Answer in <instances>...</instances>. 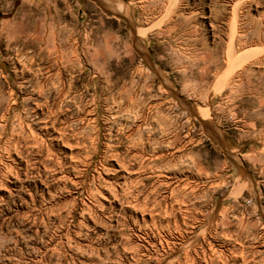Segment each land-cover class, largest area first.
I'll return each instance as SVG.
<instances>
[{"label":"rangeland","instance_id":"374dc122","mask_svg":"<svg viewBox=\"0 0 264 264\" xmlns=\"http://www.w3.org/2000/svg\"><path fill=\"white\" fill-rule=\"evenodd\" d=\"M117 1L0 0V264H264V0Z\"/></svg>","mask_w":264,"mask_h":264},{"label":"bare ground","instance_id":"6f19581e","mask_svg":"<svg viewBox=\"0 0 264 264\" xmlns=\"http://www.w3.org/2000/svg\"><path fill=\"white\" fill-rule=\"evenodd\" d=\"M117 3V4H116ZM114 4H116V6H117V10L119 11V13H123L124 12V10H123V8L121 7V8H119L118 7V1L117 0H115V3ZM172 2L170 3V7L172 6ZM126 9V8H125ZM115 10V9H114ZM147 31H149V30H146V29H139V33H140V35L141 36H145L146 35V33H147ZM255 52V51H254ZM251 54V53H250ZM246 53L245 52H243V53H241L240 55H234V53L232 52V54H230V56H229V64H228V68L229 69H232L233 70V68L238 64V61H243V59L246 57ZM251 56V55H250ZM245 61V60H244ZM243 61V62H244ZM232 72V71H231ZM226 77H227V74H224V75H222V76H220L219 77V83H223L225 80H226ZM224 84V83H223ZM206 115V114H205Z\"/></svg>","mask_w":264,"mask_h":264},{"label":"water","instance_id":"95a60500","mask_svg":"<svg viewBox=\"0 0 264 264\" xmlns=\"http://www.w3.org/2000/svg\"><path fill=\"white\" fill-rule=\"evenodd\" d=\"M180 100H181V102L183 104H185L189 108V110H190V112L192 114L196 115L195 109L192 106V104L184 101L183 99H180ZM202 124H203V126H204V128H205L207 133H209L213 138H218L217 129L214 126H212L211 124L207 123L206 121H202Z\"/></svg>","mask_w":264,"mask_h":264}]
</instances>
